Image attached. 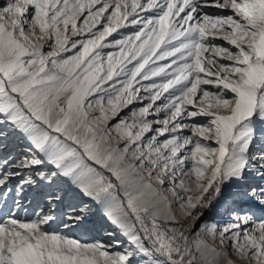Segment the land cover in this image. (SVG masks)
<instances>
[{"label": "snow or ice", "instance_id": "obj_1", "mask_svg": "<svg viewBox=\"0 0 264 264\" xmlns=\"http://www.w3.org/2000/svg\"><path fill=\"white\" fill-rule=\"evenodd\" d=\"M0 264H264V0H0Z\"/></svg>", "mask_w": 264, "mask_h": 264}]
</instances>
